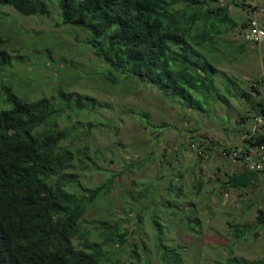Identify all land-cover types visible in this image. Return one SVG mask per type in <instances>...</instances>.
I'll return each instance as SVG.
<instances>
[{
	"label": "rangeland",
	"instance_id": "374dc122",
	"mask_svg": "<svg viewBox=\"0 0 264 264\" xmlns=\"http://www.w3.org/2000/svg\"><path fill=\"white\" fill-rule=\"evenodd\" d=\"M207 1L212 7L229 5L232 20L239 25L247 20L235 0ZM57 8L52 0L50 15L32 17L10 6L2 9L0 31L16 59L0 72V103L6 101L5 91L11 84L15 92L31 100L50 97L65 86L108 104L94 110L91 135L85 136L84 127L81 138L74 136L70 142L90 149L79 171L85 187H97L115 173L113 191L98 199L83 220V229L93 231V239L109 235L111 223L127 222V242L119 247L120 243L110 241L105 264H135L132 244L141 240L148 251L141 264H162L154 249L155 216L164 228V244L179 247L182 264H230L234 259L264 263V225L258 221L264 208V178H257L243 192L229 188L226 180L240 171L234 166L239 162L221 155L223 148L244 149V137L261 131L259 125L264 124L262 111L255 106L264 98V86L255 84L264 81L258 64L261 51L243 42L237 28L207 47L219 72L216 89L224 99L216 97L218 102L213 104L199 97L198 108L192 109L136 81L131 89L96 79L102 62L80 43L82 37L58 26ZM135 113L148 114L150 123L144 127ZM144 159L149 160L145 168L122 174ZM95 162L105 170H94ZM235 223L243 230L239 236L230 227Z\"/></svg>",
	"mask_w": 264,
	"mask_h": 264
},
{
	"label": "trees",
	"instance_id": "16d2710c",
	"mask_svg": "<svg viewBox=\"0 0 264 264\" xmlns=\"http://www.w3.org/2000/svg\"><path fill=\"white\" fill-rule=\"evenodd\" d=\"M51 1L0 0V13L10 6L26 17L48 16ZM53 1L59 7L58 26L82 37L80 43L102 62L96 79L131 89L136 81L192 109L198 108L199 97L213 104L218 102L216 97L224 99L216 89L219 72L206 48L239 28L229 5L212 7L207 0ZM235 7L244 10L249 5L235 0ZM7 43L0 31V72L16 59L6 49ZM257 83L264 86L263 80ZM5 92L6 101L0 103V264H105L110 241L120 243L119 247L127 242V222H113L109 235L93 239L94 232L83 229V220L98 199L113 191L115 173L97 187H85L79 171L84 169L82 157L90 149L70 142L74 136L81 138V128L86 127L85 136L91 135L94 110L99 104H108L85 93L70 92L65 86L58 87L50 97L36 100L18 94L11 84ZM255 106L264 118V98ZM135 115L144 127L150 123L148 114ZM83 116L85 120L80 119ZM260 127L261 131L244 137L245 150L264 146V124ZM199 157L203 158L201 154ZM148 161L132 163L122 174H134ZM93 169L105 170L97 162ZM257 178V173L246 169L229 175L225 184L243 192L253 187ZM171 183L169 191L174 186ZM153 220L158 232L156 256L162 264H182L179 247L164 244L160 218L155 216ZM258 221L264 225L262 209ZM230 227L237 236L243 233L236 223ZM147 253L144 240L132 244L135 264H141L142 255ZM230 264L264 263L234 259Z\"/></svg>",
	"mask_w": 264,
	"mask_h": 264
},
{
	"label": "built area",
	"instance_id": "2783aa9c",
	"mask_svg": "<svg viewBox=\"0 0 264 264\" xmlns=\"http://www.w3.org/2000/svg\"><path fill=\"white\" fill-rule=\"evenodd\" d=\"M250 7L257 6V0H238ZM244 41L252 45H264V28L257 21H250L245 28L241 29ZM261 125V124H260ZM259 125V126H260ZM222 157L233 162H239L264 178V146L247 151L245 149H222Z\"/></svg>",
	"mask_w": 264,
	"mask_h": 264
},
{
	"label": "crops",
	"instance_id": "0c3cea01",
	"mask_svg": "<svg viewBox=\"0 0 264 264\" xmlns=\"http://www.w3.org/2000/svg\"><path fill=\"white\" fill-rule=\"evenodd\" d=\"M243 12L245 14H247V20H245L244 22L241 23V25H239V33H241V30L242 28H245L248 23L250 21H257L259 23V25L264 28V0H257V6L256 7H247L246 9L243 10ZM246 25V26H244ZM242 34V33H241ZM243 37V36H242ZM243 42L244 39H243ZM251 46H255V48H257L258 50L261 51V53H259V62L258 64L261 65V69H262V76L264 75V45H252L250 44ZM261 79V77H260ZM236 168L240 169V171L238 172H243L245 171L246 169L248 170V168L246 167V165L242 164V163H239V164H235L234 165ZM262 178V177H260ZM260 178H258L260 180ZM257 183V180L254 182V185ZM264 211V208L262 209Z\"/></svg>",
	"mask_w": 264,
	"mask_h": 264
}]
</instances>
